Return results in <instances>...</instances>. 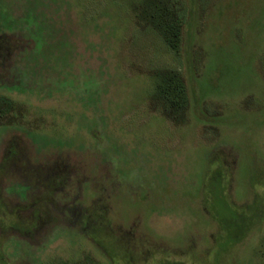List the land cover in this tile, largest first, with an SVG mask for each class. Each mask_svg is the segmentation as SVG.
Wrapping results in <instances>:
<instances>
[{
  "label": "rangeland",
  "instance_id": "obj_1",
  "mask_svg": "<svg viewBox=\"0 0 264 264\" xmlns=\"http://www.w3.org/2000/svg\"><path fill=\"white\" fill-rule=\"evenodd\" d=\"M138 2L0 0V264H264V0Z\"/></svg>",
  "mask_w": 264,
  "mask_h": 264
},
{
  "label": "trees",
  "instance_id": "obj_2",
  "mask_svg": "<svg viewBox=\"0 0 264 264\" xmlns=\"http://www.w3.org/2000/svg\"><path fill=\"white\" fill-rule=\"evenodd\" d=\"M138 6L140 7V15L139 18L143 20L149 19L152 22L156 23L154 27L156 26V30L161 35L160 37L163 38L164 42L170 46L172 49H178L180 44V35L177 33H173L175 36L174 43H171L169 40V34L168 33V27L167 25H164L162 23H158L159 20V13L162 12L163 14H167L171 9L170 6H173V9L175 8L176 11V22L177 23H186V19L188 17V9H187V0H139ZM202 2H205L206 0H201ZM137 3H135V6ZM168 9V12H167ZM141 20V22H142ZM143 23V22H142ZM153 26V24H150ZM153 30V29H152ZM158 79H157V87L155 89V96L160 97L163 101V106L165 108H180L184 107L185 100L187 99V95H183L185 93V84L183 81V78L181 77V74L179 71H172L170 69H161V72H157ZM173 95H180L181 98H183L182 105L175 106L177 98H174ZM172 96V97H171ZM181 101L179 100L180 103ZM12 103L7 100L6 98L0 97V118L3 117V115L7 116V114L10 112V107ZM221 187L219 186V189ZM222 216V215H221ZM228 214H225V218H228ZM235 220H238V227H240L239 218L231 217ZM230 219V220H232Z\"/></svg>",
  "mask_w": 264,
  "mask_h": 264
}]
</instances>
